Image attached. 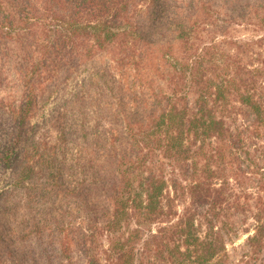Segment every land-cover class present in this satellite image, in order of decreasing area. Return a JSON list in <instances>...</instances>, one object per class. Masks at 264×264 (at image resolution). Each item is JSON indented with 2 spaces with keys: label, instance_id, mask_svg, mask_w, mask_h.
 Returning a JSON list of instances; mask_svg holds the SVG:
<instances>
[{
  "label": "trees",
  "instance_id": "trees-1",
  "mask_svg": "<svg viewBox=\"0 0 264 264\" xmlns=\"http://www.w3.org/2000/svg\"><path fill=\"white\" fill-rule=\"evenodd\" d=\"M39 1L42 5H38ZM255 1L257 10L264 13V0ZM215 3V0H0V42L7 46L23 43L32 37L34 25L40 29L39 35L29 42L31 60L24 75L23 98L9 104L1 102V107L10 108V122L0 126V137L4 138L0 142V163L5 173H9L4 179L8 196L34 175L36 164L27 154L33 142L28 141L27 135L55 91L46 93L44 88L52 85L53 76L58 73L62 83L68 82L75 88L76 109L58 106L55 110L58 119L50 125L58 127L65 119L69 120L72 112L82 117L90 103L87 92L93 90L95 98L101 97V101L105 96L112 97V106L103 108H112L120 116L122 136L129 147L128 153L113 151L115 154L107 166L98 171L97 182L111 185L114 201L112 216L104 224L110 242L102 259L111 264H224L219 255L222 244L218 245L212 232H204L200 226L206 223L212 230V224L224 209L223 203L230 199L226 200L222 187L214 186L208 175L222 172L231 163L230 156L236 154L235 150L227 151L225 136L229 130L225 118L235 111V102L249 105L255 115L254 124L258 128L264 126V62L247 68L246 76L225 68L212 78H198L192 71L186 76L190 63H184L182 56H173L169 49L175 40L182 46L191 42L203 18L217 13ZM257 23L264 25V15ZM166 44L169 46L164 47ZM170 59L177 64L167 74L170 91L161 88L156 91L153 73L160 63L166 65ZM91 63L97 67L83 82L82 72ZM129 74L133 76V85L138 83L137 89L127 82ZM195 85L201 87L189 102L188 95ZM145 86L150 88V106L142 96ZM108 132L115 136V129ZM199 138L203 141L201 147L182 148L184 140L194 144ZM37 148L35 142L34 150ZM183 153H188L194 163L199 159L204 162L199 169L206 173V180L176 187L174 176L171 195L165 188V172L156 173L152 165L168 159L174 166L183 160L184 164L177 166L187 168L190 165L186 166ZM152 154L154 160L150 159ZM143 165L150 166L145 174ZM140 174L136 186L135 176ZM177 189L188 194L184 212L174 210L172 204ZM130 209L144 219L139 216L135 228L129 222ZM154 220L164 226L149 240L139 229ZM1 234L0 230V237ZM61 243L60 256L66 255V264H79L72 258L70 242ZM249 243L254 264H263L264 220L257 225ZM89 249L84 250L89 255L86 264H103Z\"/></svg>",
  "mask_w": 264,
  "mask_h": 264
},
{
  "label": "rangeland",
  "instance_id": "rangeland-1",
  "mask_svg": "<svg viewBox=\"0 0 264 264\" xmlns=\"http://www.w3.org/2000/svg\"><path fill=\"white\" fill-rule=\"evenodd\" d=\"M215 2L213 6L217 13L203 18L191 42L183 46L179 40L172 42L169 48L171 54L178 58L182 56L184 63H190L189 68L185 67L186 76L192 71L198 78H212L222 74L225 68H230L233 74L238 71L241 76H246L247 68L261 66L264 62V25L257 23L264 13L261 9L257 10L259 7L255 0ZM39 4L42 5V1ZM32 29V37L23 43L7 46L0 42V126L10 122V108L1 107V102L9 104L24 96V75L31 60L29 42H33L40 30L35 25ZM175 65L173 59L167 61L166 65L160 63L153 73L156 91L159 88L170 91L167 74L173 72ZM96 67L95 63L87 66L82 72L84 76L81 81L85 82ZM60 76L54 74L52 85L41 88V92L43 88L46 93L55 91L45 110L36 116L32 130L27 135L28 141L33 142L27 154L36 164L34 175L10 197L4 185L9 173H5L4 165L0 163V264H66V255L61 258L62 240L70 242L72 258L79 264H86L89 255L84 250L87 247L89 249V246L90 254L92 252L99 256L103 264H111L104 261L102 256L109 248L110 241L104 224L112 216L113 193L111 185L103 186L104 181L97 182L98 171L104 170L108 160L115 154L113 151L128 153L129 147L122 136L120 116L117 117L112 108H103L112 106V97L105 96L101 101V97L95 98L93 90L87 92L90 93V103L82 117L78 112L75 116L72 112L69 120L65 119L58 127L50 125L58 119L55 118L58 106L76 109L75 88L68 82L62 83ZM126 80L129 85L138 88V83H132V74ZM199 87L195 85L191 88L187 98L189 102L193 101L194 92ZM149 90L148 86L143 87L142 96L150 106ZM235 105V111L225 118L229 127L225 136L229 144L227 151L235 150L236 154L230 156L231 163L226 165V169L208 175V180L214 186L222 187L226 200H230L223 203L224 209L212 224V230L206 223L200 227L204 232L211 231L214 241L218 245L222 244L219 255L224 264H254L249 238L264 220V126L258 128L254 124L255 115L249 105L242 106L238 102ZM111 129H115V136L109 134ZM3 140L0 137V142ZM188 140L192 142L191 138ZM215 140L213 138V144ZM189 141L184 140L182 148L190 146V150H195L203 143L200 138L194 144ZM35 142L38 146L36 150ZM205 149L208 150L209 146ZM177 152L178 147L175 149L178 155ZM131 155L136 157V153L131 152ZM181 157H185L186 166H190H177L184 164L183 160L171 166L168 159L152 165L156 173L165 172V188L171 195H174L175 187L171 184L174 176L176 187L194 180H206V173L199 169L204 163L201 159L194 163L188 153H183ZM154 158L152 154L150 159ZM143 166L145 171L142 174H145L150 166ZM172 170H175V174ZM139 176L141 174L134 179L136 186ZM172 204L174 210L184 212L183 208L188 204L187 192L177 189ZM139 216L137 211L130 209L128 218L131 228L138 226ZM163 224L154 220L140 224L139 230L142 236H149L150 240ZM261 256L264 258V250Z\"/></svg>",
  "mask_w": 264,
  "mask_h": 264
}]
</instances>
